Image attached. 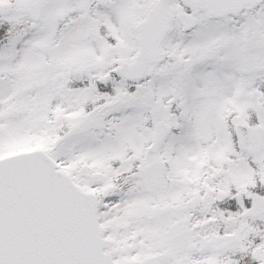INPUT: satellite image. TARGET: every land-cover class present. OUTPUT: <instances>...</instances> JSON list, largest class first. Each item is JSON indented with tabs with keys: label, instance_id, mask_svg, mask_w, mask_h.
<instances>
[{
	"label": "snow or ice",
	"instance_id": "snow-or-ice-1",
	"mask_svg": "<svg viewBox=\"0 0 264 264\" xmlns=\"http://www.w3.org/2000/svg\"><path fill=\"white\" fill-rule=\"evenodd\" d=\"M0 264H264V0H0Z\"/></svg>",
	"mask_w": 264,
	"mask_h": 264
}]
</instances>
